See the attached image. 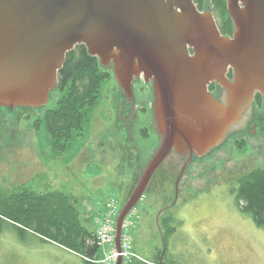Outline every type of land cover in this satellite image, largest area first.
<instances>
[{
  "label": "rangeland",
  "instance_id": "rangeland-1",
  "mask_svg": "<svg viewBox=\"0 0 264 264\" xmlns=\"http://www.w3.org/2000/svg\"><path fill=\"white\" fill-rule=\"evenodd\" d=\"M207 5L211 11L205 0L202 12ZM213 19L217 26L214 15ZM224 77L233 81L231 68ZM131 89L133 102L111 74L97 103L87 111L82 132L72 135L62 153L51 149L44 126L33 128V121L58 100L55 87L42 107H0V194L63 193L88 226L91 218L95 224L109 197L116 199L120 212L161 142L153 119L152 79L138 73ZM206 90L210 97L221 95L215 81L207 82ZM255 93L248 124L233 136L194 157L171 149L134 207L142 218L131 221L130 227L124 223L138 248L159 246L156 258L134 253L132 261L164 264L159 261L164 255L166 264H264V230L235 199L238 180L264 169V98L260 95L262 103L256 106ZM143 128L147 137L140 134ZM167 215L181 224L175 234L162 236L165 228L160 223ZM0 230V264H83L81 257L50 241L30 233L22 239L9 224ZM99 251L94 264L103 257Z\"/></svg>",
  "mask_w": 264,
  "mask_h": 264
},
{
  "label": "water",
  "instance_id": "water-1",
  "mask_svg": "<svg viewBox=\"0 0 264 264\" xmlns=\"http://www.w3.org/2000/svg\"><path fill=\"white\" fill-rule=\"evenodd\" d=\"M226 6L232 38L220 34L209 5L202 12L193 0H0L1 108L44 106L77 45L132 102L133 78L152 79L161 142L118 214V252L126 217L171 149L194 157L227 140L248 124L252 92L264 98V0ZM210 81L220 96L205 91Z\"/></svg>",
  "mask_w": 264,
  "mask_h": 264
},
{
  "label": "trees",
  "instance_id": "trees-1",
  "mask_svg": "<svg viewBox=\"0 0 264 264\" xmlns=\"http://www.w3.org/2000/svg\"><path fill=\"white\" fill-rule=\"evenodd\" d=\"M204 1L193 0L199 11L203 10ZM209 4L220 34L231 36L233 24L226 0H209ZM110 77L111 73L102 68L96 57L89 55L84 45H77L66 53L56 77L59 98L52 108L46 109L40 118L33 121L35 130L42 126L46 128L49 145L54 152H64L72 135L82 132L87 111L95 106L101 96L102 85ZM254 103L261 105L260 94H255ZM140 134L147 137V130L141 129ZM240 143L235 142L237 148L241 147ZM235 199L240 210L264 230V169H254L238 180ZM5 224L16 228L22 239L30 233L75 253L83 264H94L100 250L94 234L80 221L77 209L60 192L0 194V228ZM180 224L171 215L163 217L160 226L165 231L162 236L173 234Z\"/></svg>",
  "mask_w": 264,
  "mask_h": 264
},
{
  "label": "built area",
  "instance_id": "built-area-1",
  "mask_svg": "<svg viewBox=\"0 0 264 264\" xmlns=\"http://www.w3.org/2000/svg\"><path fill=\"white\" fill-rule=\"evenodd\" d=\"M118 213L116 199L109 197L103 205L102 212L95 217L94 236L99 249L103 252L102 259L97 261L100 264H116L118 258L121 259V264H130L136 257L131 250L127 227L124 228L125 222L122 225L119 252L115 247V224Z\"/></svg>",
  "mask_w": 264,
  "mask_h": 264
},
{
  "label": "crops",
  "instance_id": "crops-1",
  "mask_svg": "<svg viewBox=\"0 0 264 264\" xmlns=\"http://www.w3.org/2000/svg\"><path fill=\"white\" fill-rule=\"evenodd\" d=\"M140 201V200H139ZM189 205V204H188ZM187 205V206H188ZM133 211H131L130 213H129V215L127 216V218H126V221H127V223H128V227H130V222L132 221L133 223H134V221H136V220H140L142 217L140 216V215H138L137 214V210H134V208L132 209ZM144 210V209H143ZM157 210H155V215L156 214H158L157 212H156ZM153 217V216H152ZM156 219H157V217H156ZM90 223V225L91 226H88L87 224H86V222L84 221L83 222V224L85 225V227H86V229L89 231V232H91V233H93L94 234V231H95V224H94V222H93V219L91 218V220L89 219V222H88V224ZM180 228V227H179ZM128 229V228H127ZM141 229H143V228H141ZM178 230V229H177ZM176 230V231H177ZM176 231L173 233V234H175L176 233ZM144 233V231L142 232V234ZM172 234V235H173ZM162 235V234H161ZM144 238V237H143ZM154 245H156V242L154 243ZM130 246H131V250H132V252L133 253H136L137 254V256H140V257H142V258H156L155 256V254H156V249L159 247V246H157V247H152L151 245H150V243H149V247L146 249V248H138V246L136 245V242H131V239H130ZM152 248H151V247ZM151 250H150V249ZM166 252V249H164V250H162V253H165ZM100 255V251L98 252V255L97 256H99ZM163 256L164 255H160L159 257H160V259H159V261L161 260V263H164V264H166L164 261H163ZM130 264H141L140 262H138V261H132Z\"/></svg>",
  "mask_w": 264,
  "mask_h": 264
},
{
  "label": "flooded vegetation",
  "instance_id": "flooded-vegetation-1",
  "mask_svg": "<svg viewBox=\"0 0 264 264\" xmlns=\"http://www.w3.org/2000/svg\"><path fill=\"white\" fill-rule=\"evenodd\" d=\"M233 32H234V29H233ZM232 35H233V33H232ZM232 35L231 36H229V38H232ZM228 37V36H227ZM228 76L231 78L232 77V73L231 72H229L228 73ZM210 87V86H209ZM255 94H257V93H255ZM254 97H255V95H254ZM253 101H254V99H253Z\"/></svg>",
  "mask_w": 264,
  "mask_h": 264
}]
</instances>
